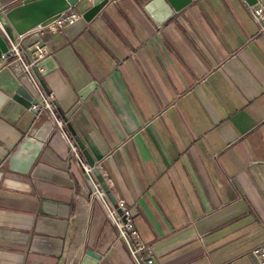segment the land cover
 Wrapping results in <instances>:
<instances>
[{
    "label": "crops",
    "instance_id": "1",
    "mask_svg": "<svg viewBox=\"0 0 264 264\" xmlns=\"http://www.w3.org/2000/svg\"><path fill=\"white\" fill-rule=\"evenodd\" d=\"M21 1L0 0V9ZM93 3L73 10L83 16ZM52 28L18 43L28 62L36 43L48 47L56 112L130 210L155 264H254L250 252L264 244V27L246 1L192 0L174 11L166 0H108L92 21ZM19 68L10 69L29 88ZM5 107L0 264H81L98 199L84 155L66 123L28 174L13 171L11 155L48 120ZM96 264L138 263L119 237Z\"/></svg>",
    "mask_w": 264,
    "mask_h": 264
},
{
    "label": "water",
    "instance_id": "2",
    "mask_svg": "<svg viewBox=\"0 0 264 264\" xmlns=\"http://www.w3.org/2000/svg\"><path fill=\"white\" fill-rule=\"evenodd\" d=\"M79 1L80 0H22L21 3L10 9H0V60L3 58V55L9 56L10 47L17 44L19 36H23L38 27L51 25L63 12L74 8ZM166 1L170 4L172 10L179 11L189 5L192 0ZM245 1L249 6L257 5L259 2L264 3V0ZM107 3L108 0H94L93 6L83 14V19L87 22L92 21ZM51 63H53V57L50 56L45 58L37 63L33 68V72L38 78L41 86L48 93L56 94L57 92L51 87L48 77L58 72V67ZM32 102L33 96L29 88L19 81L9 67H3L0 70V115H2L3 108H6L5 106H7V110L17 105H21L26 109H31ZM2 116H4V113ZM62 118L67 123L69 131L86 160L84 164L81 162L79 164L85 178L90 181L96 177L97 182L107 194L110 202L121 215L122 210L118 207L117 200L97 167L96 161L90 155L80 136L77 135L72 124L68 122L69 117L62 115ZM54 131L55 127L50 121L45 122L40 128L32 131L30 136L27 137L16 152L11 155L9 159L11 169L22 174H28ZM19 159L24 161V167L15 168L14 165ZM92 205L90 239L86 255L81 264H96L100 257L119 239L118 230L102 203L98 199H94ZM100 231L102 234L98 237L97 233L99 235Z\"/></svg>",
    "mask_w": 264,
    "mask_h": 264
},
{
    "label": "built area",
    "instance_id": "3",
    "mask_svg": "<svg viewBox=\"0 0 264 264\" xmlns=\"http://www.w3.org/2000/svg\"><path fill=\"white\" fill-rule=\"evenodd\" d=\"M250 11L256 18V20L263 26L264 22V8L262 6H250ZM82 19V15L75 10L69 9L63 12L59 18L49 26H52L53 32H63L69 26L74 25L77 21ZM264 27V26H263ZM50 55L48 47L42 43H36L31 50V61L26 60L24 50L20 47L18 41L16 45L10 47L9 56L3 55L1 60L5 61L4 67L13 69L14 67H20L24 77L29 84V90L33 96V102L31 110L36 113L38 120L47 119L54 127L59 130L66 131V122L62 120L56 112V95L54 93H48L40 84L38 78L33 72V68L38 62L47 58ZM14 70V69H13ZM67 133V132H66ZM68 134V133H67ZM70 146L73 151L79 155L77 147L72 141L69 134L67 135ZM82 164L83 160L80 158ZM93 194L101 201L102 205L106 209L109 217L113 221L116 229L118 230L119 237L126 239L132 245V254L138 264L143 260V264H155V257L152 248L149 244H146L140 240L138 231L136 230L130 210L125 207L123 201H117L118 207L122 210V214L118 213V210L112 205L107 194L102 189L101 185L96 179H91ZM135 238L134 242L131 241V236ZM250 257L254 264H264V244L256 247L250 252Z\"/></svg>",
    "mask_w": 264,
    "mask_h": 264
}]
</instances>
